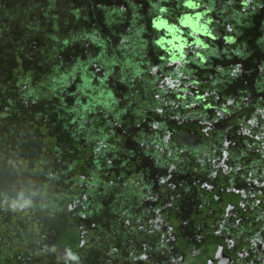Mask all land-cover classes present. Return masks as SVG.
<instances>
[{
    "label": "trees",
    "instance_id": "trees-1",
    "mask_svg": "<svg viewBox=\"0 0 264 264\" xmlns=\"http://www.w3.org/2000/svg\"><path fill=\"white\" fill-rule=\"evenodd\" d=\"M237 1L163 0V4L158 8L159 0H121V7L115 8L114 13L98 6L94 14L95 23L92 26L89 25L88 15L78 16L77 10L73 9L69 20L74 21L76 26L75 29L68 31L69 36L64 37L62 36L64 33L60 31L66 29L67 20L59 16V11L57 14L55 11L51 16L54 34L43 32L39 37V50L37 44L32 48L37 54L33 55L31 68L13 72V77L20 81L19 84L15 82L18 90L13 93L7 89L6 84L0 86L2 97L0 106L1 109L4 107V113L1 112L3 114L0 115L8 117L5 118L6 128L11 127L13 130V134H7L5 140L0 135V162L3 161L4 146H8L6 140L9 141L10 138L13 144L14 139L16 141L14 155L29 158L32 175L30 176V171L27 173L20 171L26 178V182L23 183H34L35 180L44 183L41 185L42 188L33 189L29 193L33 196L39 195L36 197L39 199L37 201L39 209L36 212L43 208L49 212L50 218L45 224L50 231L51 246L54 248H47V239L37 236L33 238V242L37 244L36 249L32 250L33 255L56 256L59 248L67 250L72 261L81 257L82 251L89 245L85 237L86 228L91 226L88 216L93 219L102 216L99 199L104 191L100 190V183H97L99 176L102 175L106 179L107 188L113 189L114 185L119 184L122 176H125L122 168L126 163L130 169L127 171L130 173L134 171L135 165L130 159L133 153L137 155L150 153L154 165L157 166L155 159H158V147L171 143L162 138L167 135V129L173 131L170 137H174L175 133L184 130L201 132L200 128L206 127V124L200 125L194 118L199 116L201 108L194 106L186 110L179 104L178 111L172 99H169L173 93L170 92L168 82L165 80L166 76L182 79L186 71L197 69L201 70L197 73L199 78L207 75L206 78L215 79L221 73L216 60L222 59L228 52H231L230 55H248L253 57V61H260L263 70L260 75H263L264 0H249L248 3L256 7L250 11H245V5ZM242 2L246 4L244 0ZM194 5H199L203 10L194 11L192 9ZM260 7L263 15L253 17L254 12L256 13ZM122 13L124 17L120 19ZM157 14L159 16L155 19ZM194 15L202 19L206 34L202 37L201 45L186 46L193 41H189L191 32L181 18L183 16L191 18ZM163 25L174 31L177 44L180 42L183 48L186 58L180 62L176 60L181 54H172L167 50L162 53L159 50L165 40L164 32L160 29ZM261 31L262 35L258 39L252 34ZM248 40L255 45L256 50L247 47ZM235 47L238 51L232 50ZM246 60L242 62L245 63ZM241 68L242 63L239 66L232 63L228 70L239 74L238 69ZM256 72L255 66L249 69L246 73L248 79L251 77L253 80ZM261 79L264 80L260 77L259 81ZM187 81L188 79H185V82ZM207 81L212 82L210 79ZM156 93L160 96H156ZM222 93L225 94L223 91ZM161 94H165L168 99L166 105ZM188 97L191 98V95ZM131 98H137L143 104H147L142 107V104H135L129 100ZM193 99L196 101L195 97ZM222 109L228 110L227 107ZM216 110L209 113L201 111L213 118L210 122L212 125L216 124L214 122V119H217ZM246 110L245 114L252 109ZM258 111L260 112V109ZM254 112L251 111L252 114H257ZM237 114L238 112L235 116ZM173 116L178 119L174 120ZM221 118L222 116L218 117L222 120ZM29 119L31 122L27 123ZM148 120L153 127L147 135L145 126L149 125ZM42 123L43 126H40ZM218 125L209 127L207 132L220 133ZM230 129L233 131L232 126ZM137 130L139 131L137 138L131 137L130 134H136ZM101 134L103 136H99ZM110 136H113L114 143L104 140ZM127 144H131L132 148L127 147ZM86 157H92L93 161L90 163ZM110 158L113 162H110ZM138 158L139 156L134 158L136 166L137 162L141 164ZM1 168L0 166V170ZM15 175L10 169L1 172L0 183H13ZM142 177L147 178L141 176L140 180L133 182L139 194L143 187ZM126 180L127 178L123 183H129ZM61 183L84 186L75 188V195L70 199L61 197L55 200L50 193L54 189L57 190V185ZM96 187L98 189L93 192ZM84 189L87 195L93 193L94 209L87 212L86 209H82L81 201L80 208H75L76 202L80 200L79 194ZM11 191L22 203L24 192L19 194L17 189ZM26 197L25 201L30 202ZM135 197L137 198L136 195ZM130 198L132 196L128 195L117 197L113 210L128 212ZM134 199L132 198L134 202L139 200ZM71 205L74 206V211L68 210ZM57 214L61 216L55 218ZM35 216L43 217L40 213H36ZM98 228L100 229V226H97ZM140 236H143L142 240L145 239L143 232ZM5 255L0 252V264L2 261L7 262ZM65 259L68 260V257ZM21 263L31 262L25 260Z\"/></svg>",
    "mask_w": 264,
    "mask_h": 264
},
{
    "label": "flooded vegetation",
    "instance_id": "flooded-vegetation-1",
    "mask_svg": "<svg viewBox=\"0 0 264 264\" xmlns=\"http://www.w3.org/2000/svg\"><path fill=\"white\" fill-rule=\"evenodd\" d=\"M232 50L238 51L236 47ZM230 54L216 60L221 73L215 79L206 78L207 75L199 78L197 73L201 70L197 69L186 71L183 81L165 77L173 93L169 99L185 107L191 99H186L183 92L192 93L194 89L201 111L218 109L216 124L203 120L209 116L201 111L199 119H195L208 128L221 121L220 133L200 128L201 132L184 130L170 137L173 131L166 130L168 133L162 138L171 143L159 146L155 159L157 168L166 173L158 172L153 178L150 170L151 184H143L139 200L133 195L138 201L130 198L129 202V207L157 204L144 211L153 220V224L148 223L153 233L146 241L150 247L133 252L120 264H135L137 260L146 264H264V80L253 82L249 90L240 88L249 72L242 60L250 56ZM231 60L238 66L242 63L239 74L228 70ZM255 67V74L263 71L260 61L255 62ZM181 92L185 97L181 95L180 99ZM247 99H252L253 104H248ZM246 108L257 114H252V110L245 114ZM221 116L224 121L218 119ZM184 229H191L194 235L186 237L187 232L181 231ZM144 235L147 240L149 235ZM142 238L139 236L138 240ZM64 253L68 257L64 263L70 264V254L67 250ZM93 264L102 262L96 260Z\"/></svg>",
    "mask_w": 264,
    "mask_h": 264
},
{
    "label": "rangeland",
    "instance_id": "rangeland-1",
    "mask_svg": "<svg viewBox=\"0 0 264 264\" xmlns=\"http://www.w3.org/2000/svg\"><path fill=\"white\" fill-rule=\"evenodd\" d=\"M242 1L243 0H238L237 2H239L241 5H245V11H250L256 8L253 6V4L248 3L249 0H244L246 4H244ZM161 4H163V0H159L157 7L159 8ZM98 6H102L105 10H109L111 13L113 11L114 13L115 8L121 7V0H54V2L52 0H0V86L6 84L8 87L7 89H10V91L13 93L18 90V88L15 87V82L19 84L20 81L18 78L13 77V72L17 73L21 71L22 68H31V65L33 64V55L37 54L32 48L35 47V44H37L38 49L39 37L43 34V32H50L51 34H54L51 16L55 13V11L56 14L59 11V16L64 17L67 20L66 29H61L60 31V33H64L62 35L64 37L69 36L70 34L68 31L75 29L76 26L74 21L69 20L72 17L71 13H73V9L77 10L78 16L82 14L88 15L90 20L89 25L92 26L95 23L94 17L96 16H94V14L97 11ZM192 9H194V11L203 10V8H201L199 5L192 6ZM257 10L258 11L256 13L254 12L253 17H261L263 11L262 7L258 8ZM197 15H194L191 18L186 16L181 18V20H184L186 28L191 32L189 34V41H193L190 44H186V46L191 44L201 45L202 37L206 34L204 23ZM158 16V14L155 15V19L158 18ZM123 17L124 15L122 13L120 19H123ZM160 29L164 32L165 38L163 41V47H159L160 52L163 53L167 50L172 54H181L180 58L176 60L178 62L185 59L186 55L183 53V48H181L180 42L177 44V40L173 35L174 31H171L167 25H163ZM262 32L263 31L257 33L254 32L252 34L256 39H258L259 36L262 35ZM194 33L196 34L194 35ZM29 43H31V45H29ZM19 47H21L22 50ZM247 47L250 48V50H256L255 45L253 43L251 44L249 40ZM246 64V69H251L253 66H255V62L253 61L252 57L247 59ZM256 70L258 71V68H256ZM260 77L264 78V73L263 75L254 74L253 80H251V77L249 79L248 77L244 78L246 81L240 82L239 87H242L244 90H249V88H253V82L259 81ZM39 82H41V80ZM193 91L194 89L192 90V93L186 92V90L183 92L186 94V99H191V101H189L190 104L184 107L186 110L193 108V106H197L193 99V97L196 96V93ZM185 94L182 95L181 92L178 98L181 99V95L185 97ZM188 95H191V98H187ZM161 97L164 98V105H166L168 103V99L162 94ZM0 100H2L1 96ZM129 100H132L135 104H142V107H145L147 104H143L137 98H131ZM247 102L248 104H253L252 99H247ZM172 103L176 106V108H178V111H180V105L175 99L172 100ZM1 107L2 106H0V114H3L4 107L2 109ZM199 111H201V109ZM197 117L199 119V116L194 118ZM5 118L8 117L0 115V135H2L4 140L6 139L7 134L13 132L11 127L9 129L6 128L7 120ZM175 118L177 117L173 116L174 120ZM191 119H193V117H191ZM203 120H207L209 122L213 121L211 117ZM4 121H6V123ZM30 122L31 120L27 123ZM147 122L149 125L145 126V132L148 135L151 132L153 124H151L150 120ZM43 124L44 123H42L40 126H43ZM204 129L207 130L208 127H205ZM138 132L139 131L137 130L136 134H130L131 137L137 138ZM99 136L103 135L101 134ZM104 140L114 143L113 136L105 138ZM6 141L8 146H4V150L2 151L3 161L0 162V166L2 167V170L0 171L6 172L8 169H10L16 175L14 176L13 183H0V252L6 254L7 256L5 255V259H8L6 260V263L2 261V264H22L21 262L25 260H30V264H65L64 262H67L68 260L65 259L66 255L64 250H61L57 247L56 248L58 252H56V256L42 255L39 253V255L32 254V250H35L37 247V244L33 242V238L37 236H42L43 238L45 237V239H47V248H54V246H51V240L49 237L50 231L45 224V221L50 218L48 214L49 212H47L45 208L41 209L39 212H36L39 209L37 204L39 199L37 200L36 197L39 195L33 196L32 193H29V191L31 192L33 189L37 190L42 188L44 183L40 180H35L34 183H23L26 182V178L22 176L23 174L21 175L20 171L23 173L30 171V176L32 175L28 162L29 158L25 156L22 157L21 155H14L13 152H15L14 148L16 147V141L13 139V144L10 142V138L9 141ZM127 147L132 148V145L127 144ZM186 147L190 148L191 146L186 145ZM129 155L131 154L129 153ZM138 156V160L141 162V164L137 162L138 165L136 166L134 158ZM92 157H86V159L90 160L91 163V161H93ZM130 159H132L134 162V171L132 173L128 172L127 170L130 169L127 168L128 163H126L122 168L125 176H122L119 184L117 183L114 185L113 189L110 187L107 188L108 183L106 179H104L102 175L99 176V181L97 183H100V190L104 191V193L100 194L101 199H99V204L102 206L100 208V210H102V216L101 218L97 219H93L91 216H88V222L91 223V226L86 228L85 237L89 245H87L86 250L82 251V257L79 256L74 261L71 260L70 264H89L90 262L94 263L96 260H99V263L102 262V264H120L121 262L125 261V259L128 258L133 252L135 253L139 250L142 251L143 249L146 250L150 247V243L146 244V241H150V238L153 235V233L150 231L151 226H149V224H153V220H151L144 211L147 208H154L157 204L150 205L148 203H144L141 204V206L134 204L131 206L132 209L131 207H128V210L130 211L129 215L128 212H125L123 215H121L122 211L116 209L113 210V205L115 206L117 197H122L125 195H128L129 197L130 195L139 196V193L135 187V183L133 182L140 180L141 176H146L147 178L142 177V185L151 184L150 170L152 172L151 176L153 178H155L156 173L158 172H160L161 175H164L166 172L164 170L160 171L157 166L152 163L153 156L150 155V153L144 152L140 153L139 155L133 153ZM110 162H113L112 158H110ZM34 165L35 164L33 163L32 166ZM98 172H100V169ZM125 178H127L126 181L129 183H123ZM57 186V190L54 189L53 192L50 193V196H53V199L55 200H59L61 197H67L70 199L72 195H75V188L84 186V184L75 185L74 183H61ZM153 186L154 185H151L150 187ZM27 188L29 189L28 191ZM13 189L19 190V194L24 192L22 201L24 202L25 196H27L26 199L30 202L25 201L22 205L23 202L20 203L19 200L16 199V195L12 194L11 190ZM43 189H45V187ZM96 189L98 188H94L93 192ZM85 193L86 189L82 190V192L79 194L80 200L79 202H76L75 208H80L81 201L83 203L82 209H86L87 212L94 209L92 197L93 193L88 195ZM170 196L177 197L175 195ZM35 204H37V206ZM73 207L74 206L71 205L68 210L74 211ZM36 213H40L41 217H43L37 218L35 216ZM190 214L192 215V212H190ZM57 216L60 217L61 214H57L55 218ZM97 226H100V229H97ZM139 230L141 231L139 232ZM181 231L187 232L186 237H191L194 235V233L192 234L191 229H184ZM141 232H145L149 235L147 240H138ZM27 240H29V242H26ZM136 263L146 264L145 261L141 262L140 260H137L135 264Z\"/></svg>",
    "mask_w": 264,
    "mask_h": 264
}]
</instances>
